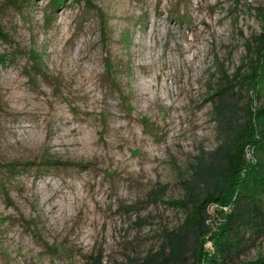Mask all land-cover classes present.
Segmentation results:
<instances>
[{"label":"rangeland","instance_id":"rangeland-1","mask_svg":"<svg viewBox=\"0 0 264 264\" xmlns=\"http://www.w3.org/2000/svg\"><path fill=\"white\" fill-rule=\"evenodd\" d=\"M52 2L0 0V264H129L184 221L216 95L254 100L264 0Z\"/></svg>","mask_w":264,"mask_h":264},{"label":"trees","instance_id":"trees-1","mask_svg":"<svg viewBox=\"0 0 264 264\" xmlns=\"http://www.w3.org/2000/svg\"><path fill=\"white\" fill-rule=\"evenodd\" d=\"M63 1L52 3L60 6ZM13 2L17 5V0ZM260 17L264 28V9ZM0 36L7 37L1 29ZM248 48L254 100L240 120L235 88L216 95L213 107L219 145L196 158L183 182L184 198L173 202L185 212L184 221L164 234L157 249L130 259L129 264H230L264 238V31L252 36ZM6 61L7 56L0 55V65ZM213 206L222 208L218 223L212 219ZM209 242L213 252L205 249ZM86 264H105L103 255H90ZM240 264H264V256Z\"/></svg>","mask_w":264,"mask_h":264},{"label":"built area","instance_id":"built-area-1","mask_svg":"<svg viewBox=\"0 0 264 264\" xmlns=\"http://www.w3.org/2000/svg\"><path fill=\"white\" fill-rule=\"evenodd\" d=\"M206 246H212L213 249H212L210 252H213V251H214V246H213L212 242L207 243ZM208 251H209V250H208Z\"/></svg>","mask_w":264,"mask_h":264},{"label":"bare ground","instance_id":"bare-ground-1","mask_svg":"<svg viewBox=\"0 0 264 264\" xmlns=\"http://www.w3.org/2000/svg\"><path fill=\"white\" fill-rule=\"evenodd\" d=\"M181 81V80H180Z\"/></svg>","mask_w":264,"mask_h":264}]
</instances>
